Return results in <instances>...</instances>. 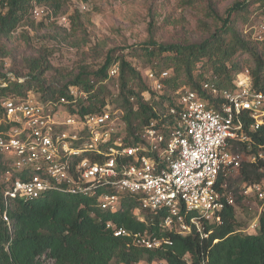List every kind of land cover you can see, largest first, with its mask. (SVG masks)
<instances>
[{"label":"built area","instance_id":"1","mask_svg":"<svg viewBox=\"0 0 264 264\" xmlns=\"http://www.w3.org/2000/svg\"><path fill=\"white\" fill-rule=\"evenodd\" d=\"M76 7L88 9L85 0ZM51 12L35 4L32 16ZM55 19L53 16L51 20ZM70 26L68 15L56 18ZM253 38L264 39V17L253 24ZM114 65L109 77L119 74ZM148 83L161 92L169 72L148 71ZM25 79L10 70L0 74V161L6 165L4 202L37 200L50 194L90 199L100 213H119L127 197L137 200L134 214L160 216L156 235L148 229L134 232L106 221L116 237H129L150 250L172 244L163 233L187 235L221 225L226 208L236 205L228 182H237L243 200L255 199L264 209V180L240 184L244 164L264 163V82L256 85L249 70L228 89L211 87L208 102L197 91L182 88L177 104L167 110L173 120L162 125L151 119L129 137L121 110L104 109L91 115L71 112L69 105L86 103L88 95L72 88V98L43 100L29 90ZM213 86V85H212ZM159 118V119H160ZM263 171V168L260 169ZM94 215V214H93ZM8 220L6 214L4 216ZM259 219L247 232H255Z\"/></svg>","mask_w":264,"mask_h":264},{"label":"trees","instance_id":"2","mask_svg":"<svg viewBox=\"0 0 264 264\" xmlns=\"http://www.w3.org/2000/svg\"><path fill=\"white\" fill-rule=\"evenodd\" d=\"M66 1L0 0V37H11L33 17L35 4L51 12L40 20L33 17L41 26L51 21L52 16L55 18L52 20L57 21V17L67 15L64 12ZM75 9L79 12L73 18L81 17L82 10ZM262 17L264 0H239L226 9L219 27L201 41L158 42L151 36L141 45L142 54L151 64L145 74L124 56H118L115 49L107 52L96 69L80 66L78 72L65 81H46L44 76L53 66L45 51L26 61L28 73L10 71L25 79L17 92L33 90L43 100L70 99V91L75 87L85 91L87 102L70 104L71 112L91 115L108 108L121 110L129 137H135L151 119H158L161 125L168 120L172 122L168 115V119L160 117L177 104L182 88L197 91L210 103L214 97L204 88L206 83L228 89L246 70L251 72L256 85L263 83L264 39L253 38L246 29ZM116 64L120 67L119 74L110 78L109 72ZM148 71L170 73L161 92L151 89L146 76ZM115 82L117 88H114ZM5 170L6 165L0 161V264H139L144 260L149 264L158 260L167 264H264V212L259 216L255 232L241 231L235 207L242 205L243 198L239 187L234 188L231 181L227 189L233 191L236 205L226 208L221 225L206 227L208 237H201L196 230L187 235L166 230L163 235L170 237L172 244L150 250L136 246L132 238L116 237L106 228V221L113 219L118 227L134 232L148 229L160 235V216L148 213V224L136 218L137 200L127 197L123 210L114 214L100 213L93 200L61 194L37 200L13 199L5 204ZM262 180L264 163L243 165L240 184Z\"/></svg>","mask_w":264,"mask_h":264},{"label":"rangeland","instance_id":"3","mask_svg":"<svg viewBox=\"0 0 264 264\" xmlns=\"http://www.w3.org/2000/svg\"><path fill=\"white\" fill-rule=\"evenodd\" d=\"M75 1L67 0L64 7L71 17L68 27L54 20L41 26L30 16L11 37H0V70L28 73L26 61L45 51L53 68L44 78L65 81L80 66L96 69L107 52L115 49L145 74L151 64L142 54L143 42L151 36L158 42L201 41L219 27L226 9L239 0H87L88 9L73 18L79 12ZM249 26H245L247 30ZM238 185L233 183L234 188ZM242 205L235 207L237 225L247 233L264 209L261 211L255 199L243 200ZM152 264L167 263L158 260Z\"/></svg>","mask_w":264,"mask_h":264}]
</instances>
